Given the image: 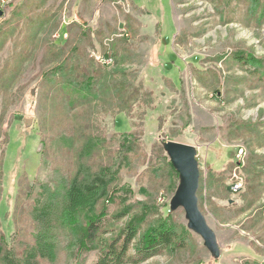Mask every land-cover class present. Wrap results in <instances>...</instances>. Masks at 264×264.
<instances>
[{"label":"rangeland","instance_id":"obj_1","mask_svg":"<svg viewBox=\"0 0 264 264\" xmlns=\"http://www.w3.org/2000/svg\"><path fill=\"white\" fill-rule=\"evenodd\" d=\"M241 53L264 58V0H0L2 252L19 264H76L60 228L54 256L40 249L36 204L47 188L60 197L66 178L107 167L130 188L107 203L110 219L124 202L141 203L150 209L143 228L167 214L177 228L175 247L139 264H264V70L240 63ZM87 62L107 91L74 106L82 94L69 82L84 86ZM57 67L69 95L50 89ZM89 138L104 147L83 153ZM168 140L198 151L199 207L219 258L187 227L185 210L170 208L179 173ZM127 219L112 218L108 237ZM98 258L91 251L84 264Z\"/></svg>","mask_w":264,"mask_h":264},{"label":"trees","instance_id":"obj_2","mask_svg":"<svg viewBox=\"0 0 264 264\" xmlns=\"http://www.w3.org/2000/svg\"><path fill=\"white\" fill-rule=\"evenodd\" d=\"M104 56L113 57L111 53L104 54ZM234 58L245 65L257 64L259 70H264V58H255L252 54H249L248 57L242 53L235 55ZM68 59H71V55ZM68 63L62 67L65 72L69 71ZM55 71L57 74L60 67L49 70L48 75L55 77V80L51 81L50 89L56 88L64 96L69 95L70 88L62 85L64 83L63 78L55 76ZM72 73L74 72L72 71ZM258 73L261 74V71ZM78 75L84 77L82 80L83 87H78L80 83L77 81L69 82L73 87L72 90L77 87L76 91L82 94L78 101H74V106L94 103L98 101L103 91H107V85L99 82L98 71L94 70L92 62L85 63L79 69ZM130 144V140L125 137L124 149H128ZM103 147L104 141L93 142V139L89 138L83 153L90 154L95 149V153H98ZM106 170L108 168L103 167L99 173L96 172L91 177L77 173L72 178H66V181L63 179L66 185L63 186L62 190L65 191H61L60 197L56 200L53 197L57 195V189L47 188L45 190L43 196L47 198L46 201L41 202L42 200L39 199L36 204L42 223V228L37 236L39 237L40 249L47 251L48 256L53 257L58 248L59 237L53 231L57 228L66 233V248L72 250L76 264H84L87 254L91 251L99 252L97 264H139L163 250L175 247L178 232L170 214L155 219L143 228V224L148 220L150 214L149 207H146V204L141 205V203L134 207L124 202L117 215L109 218L107 203L115 202L117 191L126 189L129 192L130 188L120 185L112 176L105 174ZM232 188L233 185H230V189ZM133 207L139 209L138 213H132ZM127 213H129V219L122 226L120 232L108 237L110 233L114 232L113 228L110 229L112 218L122 214L127 216ZM1 239L0 257L2 261L5 264H19L10 251L8 253L2 252V242L7 243V241H5L4 235ZM133 244L135 247L131 254Z\"/></svg>","mask_w":264,"mask_h":264},{"label":"water","instance_id":"obj_3","mask_svg":"<svg viewBox=\"0 0 264 264\" xmlns=\"http://www.w3.org/2000/svg\"><path fill=\"white\" fill-rule=\"evenodd\" d=\"M218 93L220 94V92ZM24 123L26 126H30L32 119L24 118ZM162 146L173 167L179 173V184L170 202L171 210L183 208L187 227L203 239L204 246L214 258H219L221 248L217 234L210 227L199 207L197 193L200 183V168L196 147L172 140L163 141Z\"/></svg>","mask_w":264,"mask_h":264},{"label":"built area","instance_id":"obj_4","mask_svg":"<svg viewBox=\"0 0 264 264\" xmlns=\"http://www.w3.org/2000/svg\"><path fill=\"white\" fill-rule=\"evenodd\" d=\"M110 61V60H109ZM103 62H105V59L103 58Z\"/></svg>","mask_w":264,"mask_h":264}]
</instances>
